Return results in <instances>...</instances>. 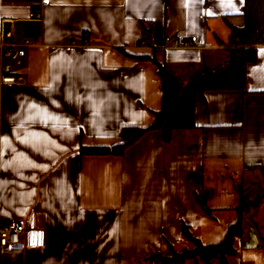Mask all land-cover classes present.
I'll list each match as a JSON object with an SVG mask.
<instances>
[{
  "label": "crops",
  "instance_id": "crops-1",
  "mask_svg": "<svg viewBox=\"0 0 264 264\" xmlns=\"http://www.w3.org/2000/svg\"><path fill=\"white\" fill-rule=\"evenodd\" d=\"M41 1L0 0V24L16 20L20 52L13 59L0 46V77L27 79L0 85V225L28 223L23 245L0 248V264H162L194 247L183 226L216 244L239 214L227 264H264V45L246 92L197 97L196 129L168 144L149 132L123 156L80 153L155 121L161 79L134 56L154 57L183 81L225 64L244 0H48L43 20H31ZM178 35L199 47L167 49ZM153 254L159 262L146 261Z\"/></svg>",
  "mask_w": 264,
  "mask_h": 264
},
{
  "label": "trees",
  "instance_id": "trees-1",
  "mask_svg": "<svg viewBox=\"0 0 264 264\" xmlns=\"http://www.w3.org/2000/svg\"><path fill=\"white\" fill-rule=\"evenodd\" d=\"M244 25L231 27V38L228 47L229 60L214 68H205L195 73L188 81H183L171 74L166 65L154 57L134 56L139 61L153 62L161 79L162 108L155 112V121L148 127L126 126L121 130V142L113 146H82L81 155L123 156L145 134L160 131L165 143H170L173 134L178 130H193L196 123V99L209 91H247V68L257 60L258 47L264 45V0H244L242 8ZM144 29V35L149 37ZM123 51V50H122ZM125 55H132L123 51ZM260 202L257 199L252 204ZM203 210H211L200 200ZM184 236L194 245L192 249L181 252L172 250L170 257H163L162 264L184 263L187 260L201 259L208 264L219 259L227 264V256L234 253L233 239L242 234V216L231 225L223 239L216 244H203L194 237L187 226L182 228Z\"/></svg>",
  "mask_w": 264,
  "mask_h": 264
},
{
  "label": "built area",
  "instance_id": "built-area-1",
  "mask_svg": "<svg viewBox=\"0 0 264 264\" xmlns=\"http://www.w3.org/2000/svg\"><path fill=\"white\" fill-rule=\"evenodd\" d=\"M48 0H42L41 3L35 6L30 13V19L34 21L43 20V9L48 5ZM1 28V43L0 46L5 48V55L16 59L20 52L17 50L18 43L15 41L17 31L16 20L4 19L0 24ZM196 36L186 37L184 35L168 36L166 38L167 49H189L199 47ZM203 48H211L212 44L206 43ZM27 84V79L22 75H2L0 77L1 86H19ZM28 231V223L23 220H14L0 225V248L6 250H14L16 247L25 243L26 234Z\"/></svg>",
  "mask_w": 264,
  "mask_h": 264
},
{
  "label": "water",
  "instance_id": "water-1",
  "mask_svg": "<svg viewBox=\"0 0 264 264\" xmlns=\"http://www.w3.org/2000/svg\"><path fill=\"white\" fill-rule=\"evenodd\" d=\"M146 261L157 263L160 261V257L157 254H153L146 259Z\"/></svg>",
  "mask_w": 264,
  "mask_h": 264
},
{
  "label": "snow or ice",
  "instance_id": "snow-or-ice-1",
  "mask_svg": "<svg viewBox=\"0 0 264 264\" xmlns=\"http://www.w3.org/2000/svg\"><path fill=\"white\" fill-rule=\"evenodd\" d=\"M35 107V106H34ZM48 119H53L52 117H48ZM25 142H27V140H25Z\"/></svg>",
  "mask_w": 264,
  "mask_h": 264
}]
</instances>
